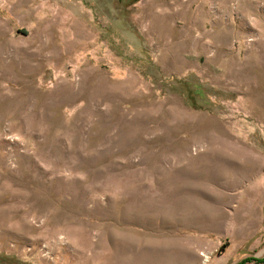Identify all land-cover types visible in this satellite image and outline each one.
Segmentation results:
<instances>
[{
	"label": "rangeland",
	"instance_id": "rangeland-1",
	"mask_svg": "<svg viewBox=\"0 0 264 264\" xmlns=\"http://www.w3.org/2000/svg\"><path fill=\"white\" fill-rule=\"evenodd\" d=\"M226 253L264 264V0H0V264Z\"/></svg>",
	"mask_w": 264,
	"mask_h": 264
},
{
	"label": "crops",
	"instance_id": "crops-1",
	"mask_svg": "<svg viewBox=\"0 0 264 264\" xmlns=\"http://www.w3.org/2000/svg\"><path fill=\"white\" fill-rule=\"evenodd\" d=\"M237 262V263H236ZM240 262V261H239ZM238 261H233L232 255L222 254L212 259L209 264H238Z\"/></svg>",
	"mask_w": 264,
	"mask_h": 264
},
{
	"label": "trees",
	"instance_id": "trees-1",
	"mask_svg": "<svg viewBox=\"0 0 264 264\" xmlns=\"http://www.w3.org/2000/svg\"><path fill=\"white\" fill-rule=\"evenodd\" d=\"M243 262V261H242ZM242 262H240V263H238V264H242ZM261 262H264V258H263V260H261Z\"/></svg>",
	"mask_w": 264,
	"mask_h": 264
},
{
	"label": "bare ground",
	"instance_id": "bare-ground-1",
	"mask_svg": "<svg viewBox=\"0 0 264 264\" xmlns=\"http://www.w3.org/2000/svg\"><path fill=\"white\" fill-rule=\"evenodd\" d=\"M208 257H209V256H207V258H206V259H208ZM207 261H208V260H204V262H207Z\"/></svg>",
	"mask_w": 264,
	"mask_h": 264
}]
</instances>
